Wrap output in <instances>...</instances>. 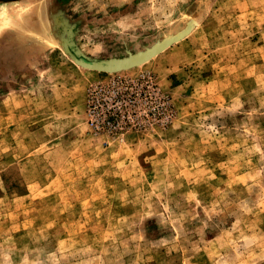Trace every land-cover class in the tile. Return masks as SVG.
I'll return each mask as SVG.
<instances>
[{"label": "rangeland", "instance_id": "1", "mask_svg": "<svg viewBox=\"0 0 264 264\" xmlns=\"http://www.w3.org/2000/svg\"><path fill=\"white\" fill-rule=\"evenodd\" d=\"M144 74L170 116L93 132ZM0 264H264V0H0Z\"/></svg>", "mask_w": 264, "mask_h": 264}, {"label": "built area", "instance_id": "2", "mask_svg": "<svg viewBox=\"0 0 264 264\" xmlns=\"http://www.w3.org/2000/svg\"><path fill=\"white\" fill-rule=\"evenodd\" d=\"M111 79L94 84L88 91L93 132L116 136L128 130H144L152 120L170 116V106L150 75Z\"/></svg>", "mask_w": 264, "mask_h": 264}, {"label": "water", "instance_id": "3", "mask_svg": "<svg viewBox=\"0 0 264 264\" xmlns=\"http://www.w3.org/2000/svg\"><path fill=\"white\" fill-rule=\"evenodd\" d=\"M62 46L65 52L73 59V61L78 66L103 73H117L139 66L147 62L155 52V51H148L144 54L130 56L127 59H121V60L111 59V60H101V61H88L82 58L80 52L77 49L72 48L71 47L72 44L67 40L63 42Z\"/></svg>", "mask_w": 264, "mask_h": 264}]
</instances>
